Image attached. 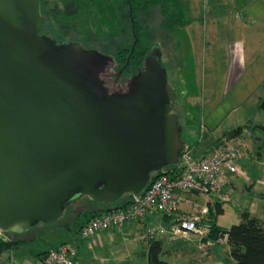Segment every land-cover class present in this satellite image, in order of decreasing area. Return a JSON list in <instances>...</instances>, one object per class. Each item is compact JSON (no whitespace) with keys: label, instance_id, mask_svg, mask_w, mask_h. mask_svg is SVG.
Segmentation results:
<instances>
[{"label":"water","instance_id":"1","mask_svg":"<svg viewBox=\"0 0 264 264\" xmlns=\"http://www.w3.org/2000/svg\"><path fill=\"white\" fill-rule=\"evenodd\" d=\"M38 0H0V232L109 205L183 148L175 89L154 46L125 80L112 56L41 35Z\"/></svg>","mask_w":264,"mask_h":264},{"label":"rangeland","instance_id":"2","mask_svg":"<svg viewBox=\"0 0 264 264\" xmlns=\"http://www.w3.org/2000/svg\"><path fill=\"white\" fill-rule=\"evenodd\" d=\"M145 1L132 0L131 5L138 9ZM178 1L186 22L183 28L162 27L158 8L136 10L135 14L147 51L160 48L167 84L175 89L174 110L179 115L184 146L198 142L197 131L201 129L215 138L248 120L264 122V113L258 108L264 99V0ZM127 2L39 0L45 22L42 33L113 57L117 49L132 43ZM206 139L200 137L199 143ZM196 197L203 204L204 196ZM81 200L87 202L84 198L73 202L59 220L18 234L24 239L35 238L29 254L42 250L43 244L50 247L65 239L54 230L70 219ZM224 205L225 215L219 222L228 229L238 221L233 204ZM96 252L94 249L90 254Z\"/></svg>","mask_w":264,"mask_h":264},{"label":"crops","instance_id":"3","mask_svg":"<svg viewBox=\"0 0 264 264\" xmlns=\"http://www.w3.org/2000/svg\"><path fill=\"white\" fill-rule=\"evenodd\" d=\"M261 123L255 122L254 124ZM243 125L220 132L215 138L210 135L207 136L205 129L198 130V142H193L189 148L196 158H200L216 145L222 134L229 133ZM200 137L208 139L199 143ZM236 167L237 172L233 175L226 172L223 173L225 183L221 194L214 195L211 199L204 197L203 204L209 205V207L215 202L221 204L222 213L214 218L215 225L220 229H225L219 222L225 215V203L233 204L236 212V221L239 222L240 214L248 213L258 219L264 226V133L258 130L252 132L246 148L236 160ZM180 199L182 201L180 207L184 211L189 210L186 204L187 201L199 203L195 195H180ZM107 208L91 205L88 202L80 203L78 207L73 209L75 213H72L70 219L59 225L57 231L54 230L64 234V240L50 247H46L43 244L45 248L41 246L42 250L40 249L39 252L32 254H29V247L34 242L16 245L11 250L0 253V264H41L43 256L38 257L41 251H50L63 243L69 242L75 243L76 247L73 264H86L94 260L98 264H148L144 254L146 249L138 241V235L145 227L158 228L167 225V220L162 219L157 214L148 215L141 222H127L120 230L110 229L109 231L93 235L90 239V249L86 247L84 242L77 241L78 230L86 222L84 218L77 217H80L81 213ZM207 219L208 214L203 219L206 224L208 223ZM14 238L27 241L35 239H24V237H18V234ZM154 241L160 242L163 253L160 259L167 264H234L229 257V249L224 240L215 243H203L199 237L190 236L186 240L171 241L164 234L157 237ZM94 249L98 252L92 256L90 252L94 251Z\"/></svg>","mask_w":264,"mask_h":264},{"label":"built area","instance_id":"4","mask_svg":"<svg viewBox=\"0 0 264 264\" xmlns=\"http://www.w3.org/2000/svg\"><path fill=\"white\" fill-rule=\"evenodd\" d=\"M202 130V129H201ZM251 135L249 129H242L237 136H222L216 145L202 157L196 158L190 148L183 146L177 162L168 171L148 182L140 193L131 196L125 209L107 212L91 218L78 230L77 241L91 248L93 235L110 229L120 230L127 222H141L146 216L157 214L167 220L165 227H145L138 235V241L147 249L149 244L161 235L171 241L186 240L190 236L203 239L208 226L203 219L208 214L206 204L187 201L188 211L181 209L180 195H203L211 199L220 195L224 186L223 173L237 172L236 160L246 148ZM0 232V240L8 241ZM76 255L75 243H63L47 251L41 264H73Z\"/></svg>","mask_w":264,"mask_h":264},{"label":"trees","instance_id":"5","mask_svg":"<svg viewBox=\"0 0 264 264\" xmlns=\"http://www.w3.org/2000/svg\"><path fill=\"white\" fill-rule=\"evenodd\" d=\"M131 4L132 0H128L127 16L132 34V43L127 48L117 49L113 56L116 67L118 68L117 71H121V73L127 77L133 75L141 67L144 58L149 53L144 46L143 30L137 21L135 14L136 10L146 11L150 8H158L161 17V26L164 28H183L186 25V22L183 20L182 9L178 0H147L144 3L139 4L138 9H134ZM39 16L41 17L40 12ZM41 19L43 18L41 17ZM258 108L264 113V99L260 102ZM246 128L249 129L250 135L254 130L264 133V122L263 124L255 125L253 122L248 121L243 126L238 127L229 133H224L220 137L237 136L242 129ZM169 167L171 166L166 167L165 171H168ZM159 175H161L159 172L151 174L150 181L154 180ZM84 199L91 205H98L88 201L86 198ZM130 199L131 196L124 195L112 204L98 205L108 207L107 209L81 213L79 215L80 217L77 218H84L87 222L91 218L101 214L125 209L128 206ZM207 207H209V205H207ZM208 209V223L206 224L208 226V232L202 239L203 243H215L224 240L229 249V257L234 264H264V226L258 219L250 216L248 213H242L240 214L238 224L232 225L228 229H220L215 225L214 218L222 213L221 204L215 202ZM6 235L9 240L7 242L0 240V253L7 252L16 245H23L35 241V239L24 241L12 238V236H15L16 234L6 233ZM46 253L47 251L43 250L38 254V257L40 258ZM144 254L147 258L148 264H167L160 259L163 255L160 242L152 241Z\"/></svg>","mask_w":264,"mask_h":264},{"label":"flooded vegetation","instance_id":"6","mask_svg":"<svg viewBox=\"0 0 264 264\" xmlns=\"http://www.w3.org/2000/svg\"><path fill=\"white\" fill-rule=\"evenodd\" d=\"M66 1V0H65ZM68 2L70 1V0H67ZM81 1H83V0H81ZM81 7V8H80ZM79 8L81 9V10H83V8L84 7H82V6H80ZM38 8H39V0H38ZM79 9V10H80ZM40 12V11H39ZM42 21H43V24H42V27H41V35H43V36H46V37H48V38H51V39H53V40H55L54 38H52V37H49V36H47V35H45V34H43L42 33V31H43V29L45 28V22H44V20L42 19ZM56 42H58V43H61V42H70V41H63V40H55ZM74 43V42H73ZM126 78H128V77H124V75L121 73V79L122 80H125Z\"/></svg>","mask_w":264,"mask_h":264}]
</instances>
